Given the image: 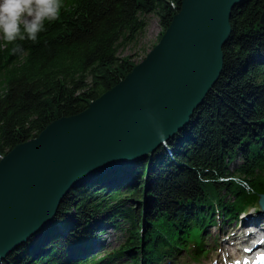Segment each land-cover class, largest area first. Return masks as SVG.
Returning <instances> with one entry per match:
<instances>
[{
  "label": "trees",
  "instance_id": "1",
  "mask_svg": "<svg viewBox=\"0 0 264 264\" xmlns=\"http://www.w3.org/2000/svg\"><path fill=\"white\" fill-rule=\"evenodd\" d=\"M181 1L63 0L59 19L45 24L36 43L17 41L23 51L14 54L15 45L0 39V158L123 79L136 63L119 48L137 41L149 14L157 17L159 39ZM263 10L264 0L233 8L222 72L189 123L166 140L169 148L160 144L126 174L114 169L137 184L95 188L100 175L71 189L47 226L0 264L94 263L70 257L95 236L97 223L125 232L116 254L150 264L186 247L190 233L199 243L215 207L227 218L256 206L264 193Z\"/></svg>",
  "mask_w": 264,
  "mask_h": 264
},
{
  "label": "water",
  "instance_id": "2",
  "mask_svg": "<svg viewBox=\"0 0 264 264\" xmlns=\"http://www.w3.org/2000/svg\"><path fill=\"white\" fill-rule=\"evenodd\" d=\"M243 1L182 0L158 42L123 79L0 158V259L45 228L80 181L146 157L189 123L222 72L230 16ZM172 118L175 124L150 144ZM50 198L40 227L14 236ZM259 203L264 209V194Z\"/></svg>",
  "mask_w": 264,
  "mask_h": 264
},
{
  "label": "clouds",
  "instance_id": "3",
  "mask_svg": "<svg viewBox=\"0 0 264 264\" xmlns=\"http://www.w3.org/2000/svg\"><path fill=\"white\" fill-rule=\"evenodd\" d=\"M63 0H0V39L15 45L12 52L23 51L17 41L36 43L46 23L59 19Z\"/></svg>",
  "mask_w": 264,
  "mask_h": 264
},
{
  "label": "rangeland",
  "instance_id": "4",
  "mask_svg": "<svg viewBox=\"0 0 264 264\" xmlns=\"http://www.w3.org/2000/svg\"><path fill=\"white\" fill-rule=\"evenodd\" d=\"M146 21H147V24H146L145 30L143 31L141 35H139L137 41L134 44L132 43V44L121 46L118 50L119 56L131 55L132 60L136 64H138L139 62H141V60L145 58L146 54L158 42L159 40L158 36L161 30H160V27L157 21V17L153 14H149L146 17ZM234 166L235 165L231 164L230 169L232 170ZM134 179L135 178H131L130 181H128L127 183L132 184L134 182L133 181ZM255 209L260 211L259 207ZM216 216H220V214ZM119 221L121 222L122 219H119ZM217 222L218 223L216 227H212V228L210 227L209 228L210 231L208 233H204L203 235L204 236V249L208 250V253L206 255L200 257L197 261H193L194 259L192 258L184 259L186 257H182V256H184L185 253L184 251H180L179 253H176L174 260L167 259V260H164L162 263L159 262L156 264H222L224 263L225 262L224 259H222L221 261L222 263L221 262L217 263V260L219 259V254L221 253V250H222L221 245L219 244L221 241L220 240L221 236L218 235L217 237L212 238L209 241V238H210L209 235L211 234V236L213 237L215 234H219L224 229V226H228L232 224L234 225V222H232V219L225 222L219 218H217ZM120 230L121 229L119 227H112V226L105 227V231L107 232L105 236L107 238V241H109V243L105 248L98 250L93 255L96 256L99 254H103L115 248L116 245H118V242L121 239L122 235L124 234ZM216 239L218 240V246L214 245L216 243ZM44 252H41V253H44Z\"/></svg>",
  "mask_w": 264,
  "mask_h": 264
},
{
  "label": "bare ground",
  "instance_id": "5",
  "mask_svg": "<svg viewBox=\"0 0 264 264\" xmlns=\"http://www.w3.org/2000/svg\"><path fill=\"white\" fill-rule=\"evenodd\" d=\"M169 122H170V124H168L167 127L163 126V127H161V129L158 132H155V133L153 132L154 134H152L151 137H150V144L156 139V137L159 134V132L163 134L169 128L170 125H172L173 123L175 124V119L172 118V120H170ZM139 148H141V146ZM129 164L130 163L127 162L125 164H117L116 166L119 167V168H122L121 172L126 174L125 171L132 169L129 166ZM100 175H103L105 179L100 184H98L95 188H100V187L102 188L103 187V188H106L109 191V190L117 187L116 184H115L116 182L124 181L122 178H120L119 174H115L114 172H111L109 169H106L104 172H101V173L93 176L92 178H90L88 180L94 179V178H96V177H98ZM88 180H86V181H88ZM12 181H13V178L9 179L6 182V184H8V183H10ZM133 181L134 182L132 184H130L131 186L133 184H137L138 183L137 180H135V179ZM84 183H85V181H80L75 187H77L79 185H82ZM52 201L53 200L51 198L49 200L45 201L44 202L45 204L42 206V208H40L36 212H34L32 217L26 219V221H29L26 225H25L26 221L22 222V225L15 229L16 234H14V236L24 235L25 233H27V232L35 229V228L40 227V225L44 222L46 216L48 215V209L50 208V204L52 203ZM242 219H243L242 220V225H241L240 228L234 227L232 225H228V226H224V229L222 231H224L226 233H233L234 234V233L239 232L240 230L242 231L243 227H247V223H249L248 224L249 226L257 227L258 225H260V224H262L264 222V212H260L257 209H254L253 212L249 213L248 215L242 216ZM107 226H111V224L110 223H105V224H103V226L101 224L100 227L104 228L102 230V233L106 232L105 231V227H107ZM97 229H99V228H97ZM47 233L49 235H52V236L54 235L53 231L52 232L50 231V232H47ZM47 233L44 232V235L47 234ZM6 238L4 237V238H2V240L6 239ZM84 243L85 244H91V247H94V248H92L90 250V252L93 251L94 249H96L98 246H100V248L103 249V248H105L108 245V241L104 240L102 238L101 239H97V240H84L81 244H84ZM221 247L223 249L221 252H223L224 251V245L221 244ZM81 249L82 248L77 250V252L81 251ZM74 253H76V252L74 251L73 254H71V256L74 255ZM232 254H233L232 252L229 253V255H232ZM227 257H228V255H227ZM231 263L228 262L227 264H231Z\"/></svg>",
  "mask_w": 264,
  "mask_h": 264
}]
</instances>
